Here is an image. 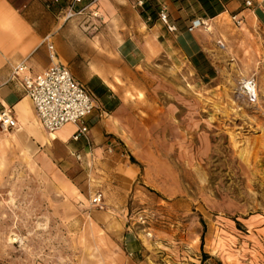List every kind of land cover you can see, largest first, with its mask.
Instances as JSON below:
<instances>
[{"label": "rangeland", "instance_id": "1", "mask_svg": "<svg viewBox=\"0 0 264 264\" xmlns=\"http://www.w3.org/2000/svg\"><path fill=\"white\" fill-rule=\"evenodd\" d=\"M207 21L214 74L209 62L196 68L172 48L133 66L119 35L99 38L92 58L78 61L74 74L91 63L123 98L104 117L113 152L70 173L83 194L74 206L37 167L1 165L0 264H264V28L255 18L236 27L231 15ZM251 79L255 101L245 88ZM130 163L142 172L123 187L116 173ZM116 186L129 191L121 219L139 237L133 255L122 250L123 232L112 241L114 230L94 225L92 212H110L111 203L98 208L93 196Z\"/></svg>", "mask_w": 264, "mask_h": 264}, {"label": "crops", "instance_id": "2", "mask_svg": "<svg viewBox=\"0 0 264 264\" xmlns=\"http://www.w3.org/2000/svg\"><path fill=\"white\" fill-rule=\"evenodd\" d=\"M247 1L252 2L251 6L247 5ZM71 2L0 0V111L11 109L18 123L9 131L0 128V166L6 165L8 159H15L24 165L37 167L54 184L60 201L74 206L75 202H80L83 194L74 182L78 180L77 177L72 178L70 173L80 168L85 171L97 168L101 157L107 153L104 151L109 147L113 149L114 140L106 141L105 137L112 125L104 117L117 113L124 105L123 98L115 92L106 77L95 71L91 63L87 72L75 71L74 74L72 71L76 69L78 61L92 58L99 49L98 39L116 38L118 35L124 38L119 44V52L133 66L154 59L172 48L178 54L182 53L192 66L194 61L200 64L199 69H206L209 62L210 71L214 74L202 28L189 32L187 27L190 22L196 17L215 21L237 15L242 19V24L237 25L232 18L236 27L247 25L251 17L264 28V0H98L90 10L66 19ZM215 2V8L208 11L207 7ZM80 7L76 5V8ZM145 7L149 8L142 15ZM162 7L167 8L169 22L176 26V31H169L159 20ZM93 9L100 12V18L91 15ZM47 35L51 36L58 61L68 66L75 78L92 93L99 109H95L96 112L87 118L88 131L77 140L73 138L78 131L74 123H68L57 131L58 139H51L21 80L11 78L13 68L24 60L33 74L51 66L49 50L44 42ZM92 82L96 83L95 88L90 86ZM75 154H80L81 159L78 160ZM126 167L123 170L125 175L116 173L120 180L118 183L122 185L121 180L124 182L123 187L130 185L131 180L142 172L133 163ZM116 187L111 195H103L104 202L105 198L110 200V212H92L96 220L94 225L102 231L114 230L110 236L112 241L114 236L118 237L123 232L122 250L133 255L134 251L140 252L141 243L139 237L126 228L124 218L121 219L127 210L129 191ZM59 213L67 214L69 209L62 208ZM106 215H110L108 222L102 221Z\"/></svg>", "mask_w": 264, "mask_h": 264}, {"label": "built area", "instance_id": "3", "mask_svg": "<svg viewBox=\"0 0 264 264\" xmlns=\"http://www.w3.org/2000/svg\"><path fill=\"white\" fill-rule=\"evenodd\" d=\"M58 1L59 0H55V2ZM97 1L98 0H72L66 14V19H70L77 14L90 10ZM141 4H143V2H141ZM251 4V1H247L248 6H251ZM76 5H81V7L78 9ZM90 13L95 18L101 17L98 10L93 9ZM158 17L159 20L167 26L169 31L177 30L176 26L169 22L166 7L161 8ZM232 18L237 25L242 24V19H239L237 15H234ZM207 22L208 21L202 17H196L190 22L187 30L193 32L196 29L205 27ZM44 42L49 50V56L52 61L51 66L39 73L33 74L24 60L13 68L11 78L21 80L27 95L32 99L35 105L40 122L50 135L62 129L66 124L74 123L78 126V131L73 138L77 140L88 131L86 120L93 114L97 107L95 98L92 93L75 78L69 67L58 61L50 35L44 38ZM248 83L254 87L255 90L251 91L246 84L247 96L251 101H255L257 98L256 83L252 79L249 80ZM17 125V120L11 109H3L0 111V128L3 131H9L17 127ZM108 151L113 152V149L109 147ZM75 156L78 160L81 159L80 154H75ZM92 203L98 208H104L103 193H96L92 198ZM145 216L140 213L137 221L143 226L148 224ZM144 227L143 230L146 236L152 238V232H147L146 226Z\"/></svg>", "mask_w": 264, "mask_h": 264}, {"label": "bare ground", "instance_id": "4", "mask_svg": "<svg viewBox=\"0 0 264 264\" xmlns=\"http://www.w3.org/2000/svg\"><path fill=\"white\" fill-rule=\"evenodd\" d=\"M248 19H249V22H250V23L253 22V19H252L251 17H249ZM110 84H111V86H112L113 88H115V85H114V84H112V83H110ZM246 84H247V86L250 88L251 91L255 90L254 87H252L251 85H249L248 82H247ZM50 138L53 139V140L58 139L57 133H52V134L50 135ZM12 239H13V241H17V238H15V237H13Z\"/></svg>", "mask_w": 264, "mask_h": 264}, {"label": "trees", "instance_id": "5", "mask_svg": "<svg viewBox=\"0 0 264 264\" xmlns=\"http://www.w3.org/2000/svg\"><path fill=\"white\" fill-rule=\"evenodd\" d=\"M216 5H217V3L215 2L214 4L208 6V7H207V10L210 11L211 9H214ZM148 8H149V7H145V9L142 10V15H145V12H144V11H145V10H148ZM150 24H151V23H150ZM194 65H195L196 68H199V67H200V64L195 63V61H194ZM211 70H212V69H211ZM132 161H133L134 163H136L135 160L132 159Z\"/></svg>", "mask_w": 264, "mask_h": 264}]
</instances>
